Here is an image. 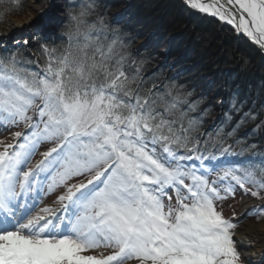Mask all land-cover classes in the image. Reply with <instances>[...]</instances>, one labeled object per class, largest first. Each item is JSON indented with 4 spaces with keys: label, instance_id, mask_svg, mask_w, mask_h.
Returning a JSON list of instances; mask_svg holds the SVG:
<instances>
[{
    "label": "snow or ice",
    "instance_id": "1",
    "mask_svg": "<svg viewBox=\"0 0 264 264\" xmlns=\"http://www.w3.org/2000/svg\"><path fill=\"white\" fill-rule=\"evenodd\" d=\"M183 2L264 51V0ZM22 7L0 0V19ZM99 9L70 2L58 44L50 33L0 53V264H246L234 230L264 222V160L225 158L264 103L233 92L214 109L144 75ZM237 198L259 203L226 218Z\"/></svg>",
    "mask_w": 264,
    "mask_h": 264
},
{
    "label": "rangeland",
    "instance_id": "2",
    "mask_svg": "<svg viewBox=\"0 0 264 264\" xmlns=\"http://www.w3.org/2000/svg\"><path fill=\"white\" fill-rule=\"evenodd\" d=\"M30 1L31 0H23V7L20 13L5 15L4 18L0 19V25H4L12 17L20 18L24 16ZM72 1L73 0L58 1L60 5L59 13L61 12L60 15H63L62 21L60 22L62 25H57L55 28L46 30L47 33H45V35L55 33L56 38L60 39L61 29L66 22V5ZM76 1L79 2L77 4L78 6L81 0ZM143 1L144 0H96L100 5L99 10L105 16V19L112 20L111 24L113 27H119L123 33L130 36L126 35L125 39L126 41L128 40L127 42L132 40L129 42L131 48L130 52L137 54V61H146L143 65L144 75L151 76L155 73L159 81L175 83L177 86L182 85L183 88L178 89L179 91H193V95L187 97L189 100L195 101L203 95L212 102L214 109L219 107V105L216 104L218 98L225 97L233 92H238L241 97L251 96L253 99H256L257 107L260 103H264V76H262L264 75V52L256 45H253L247 37L242 33L237 34L230 25L222 23L214 17L201 14L198 11L186 7L183 0H169L161 13H151L153 8H151L150 13H144L143 10L139 9V7L141 8V5H143ZM174 11L176 13H174ZM156 20H159L160 24L155 26L153 21ZM29 21L28 27L20 31V33H14L11 36L0 39V53H3L5 46H7L9 50L17 47L16 44L13 45L14 42L18 41H13L17 37L24 40L25 36L26 39L32 40L31 44L34 47L38 46L39 37L43 35H40L41 30L37 31V28H33L35 24L32 20ZM167 23L172 30L184 32V34H188L189 36L191 35L193 40L200 35V37L204 36V39L209 35L208 47L206 48L207 51L200 54L198 52L199 50L195 49L192 45L183 49V44H181L180 41L176 42L175 34H178V32L167 30L165 27ZM30 29H34L32 37H29ZM34 37H36V39H33ZM182 38L184 39L185 37ZM168 41L173 43L170 48L169 46L171 45ZM166 42H168V44H166ZM247 44L256 51V54L252 55L248 51ZM20 47L25 48L26 46L22 44ZM174 50H178V52ZM211 50H214V57H216V61L219 63L209 60L210 55H208V53ZM25 55L32 56V49H27ZM230 58L235 62L231 63ZM260 59H262V61H260ZM245 61L247 62L246 64ZM31 67L35 70L36 66L31 65ZM216 67L220 68L219 71H216ZM240 68L245 70L253 68L252 70L250 69V72H254L255 75L252 76V81L255 82L252 85V92L247 87V84H243L246 77ZM250 72L248 73L249 76L251 75ZM239 86L241 87L239 88ZM250 105L251 100L249 101V106ZM201 107H203V105H201ZM193 115H195V113H193ZM260 119H264V113L261 114L255 123H249L241 127L236 133V136L233 137L235 138L234 140L231 138L234 151L238 154L230 155L225 159L234 162H244L254 160L255 158L264 160V128H255V124H258ZM218 125L219 118L216 117L214 111L213 114L204 117L201 131H214ZM227 130L230 129H226V131ZM235 140H240L241 143L236 144ZM6 142H10V137ZM253 144L256 145L255 148L241 151L245 146ZM37 159H39L38 155L34 158L33 163ZM211 178L214 179L215 177ZM53 198L54 197H49L46 201L50 203ZM255 203L259 202L250 199L240 200L239 198H237L235 202L229 201L224 205V215L226 218H229L232 216L233 210H235V213L239 216L245 208ZM229 204H231L232 207H229ZM249 221L258 223L254 215L248 217L245 222ZM238 229L239 227L234 230L235 241ZM236 245L243 259L242 248L237 242ZM259 260L257 264H264V252L261 254ZM244 261L246 264H253L247 259Z\"/></svg>",
    "mask_w": 264,
    "mask_h": 264
},
{
    "label": "bare ground",
    "instance_id": "3",
    "mask_svg": "<svg viewBox=\"0 0 264 264\" xmlns=\"http://www.w3.org/2000/svg\"><path fill=\"white\" fill-rule=\"evenodd\" d=\"M58 1L60 0H31L28 3V6H27L28 8L24 16L20 18L12 17L4 25H0V39L3 37L11 36L14 33H20V31L28 27L30 23L29 20H32V22L35 24L33 28L37 27V31L41 30V32L43 33H47L46 30H49L50 28L51 29L55 28L57 25H62L60 22L62 21L63 15H60L61 12L59 13L60 5L58 4L59 3ZM168 2L169 0H144L143 5H141V8L139 7V9L143 10L144 13H150L151 8H153V11L151 13H161L165 9L164 6H166ZM174 13L176 12L174 11ZM153 23H155V26L160 24L159 20L153 21ZM165 27L167 28V30H172L171 27L168 25V23H167V26L165 24ZM31 31H32V34H31ZM33 31L34 29H30L29 37H32V35L34 34ZM171 32H178V34H175L176 42L180 41L181 44H183L182 46L183 49L185 47L192 45L193 47H195V49L199 50L198 52L200 54L201 53L203 54L205 51H207L206 48L208 47L209 35L206 36L207 38L205 39H204V36L202 37L199 36L193 40L191 35L189 36L188 34H184V32L175 31V30H172ZM182 37H185V38L183 39ZM19 38L20 37H17L13 41L18 40L21 42V45H22V42L26 40V38L25 36H24V40L21 38L19 39ZM27 40L30 41V39H27ZM192 40H193V43H192ZM16 42H14L13 45H15ZM168 42L171 45L169 46V48L172 47L173 43L171 41H168ZM168 42H166V44H168ZM174 51L178 52V50H174ZM208 55H212L210 56L209 60H212L213 62H217L216 57L213 56L214 50L209 51ZM260 61H262V59H260ZM234 62L235 61H233L232 63ZM219 69L220 68H217L216 71H219ZM240 69L242 70V72L244 73V76L246 77L243 81V84L244 85L247 84V87L252 92V85L255 83L254 81H252V76H255V75H254V72H250V69L252 70L253 68H248L249 70H245L243 68H240ZM249 72L251 74L250 76L248 75ZM263 83H264V80H263ZM240 87L241 86H239V88ZM235 238H236L237 244L242 248L243 259L245 258L251 261L253 264L259 263L260 261L259 258L261 257V254H263L264 252V222H260V223H255L254 221L245 222L237 230Z\"/></svg>",
    "mask_w": 264,
    "mask_h": 264
},
{
    "label": "trees",
    "instance_id": "4",
    "mask_svg": "<svg viewBox=\"0 0 264 264\" xmlns=\"http://www.w3.org/2000/svg\"><path fill=\"white\" fill-rule=\"evenodd\" d=\"M72 2H74L76 5L79 3L78 1H76V0H73ZM20 11H21V9H16V10H9V11H7L5 14H3L2 15V18H4V16L5 15H7V14H13V15H15V14H19L20 13ZM94 18V17H93ZM66 22H67V20H68V15H67V13H66ZM65 22V23H66ZM111 22H112V20H108V19H106V23H108V24H110V25H112L111 24ZM127 36H129V35H127ZM201 36V35H200ZM40 38H42V37H39V39ZM126 38V37H125ZM59 40L60 39H56V42H57V44L59 43ZM128 41V40H127ZM132 40H130L129 42H131ZM247 46H248V44H247ZM248 51L252 54V55H254V54H256V51L251 47V46H248ZM131 50V48L129 47L128 48V51H130ZM210 56H212V55H210ZM214 56V55H213ZM136 58H137V56H136ZM231 59V63L233 62L232 60V58H230ZM184 92H186V91H184ZM188 99V98H187ZM235 138H233V140H234ZM232 142V139L231 138H229V140H228V143H231ZM236 146V145H235ZM259 158H255L254 159V161H257ZM259 161H261V159H259L257 162H259Z\"/></svg>",
    "mask_w": 264,
    "mask_h": 264
}]
</instances>
